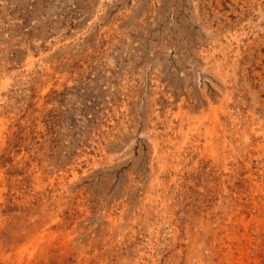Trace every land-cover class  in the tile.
<instances>
[{
    "label": "rangeland",
    "instance_id": "374dc122",
    "mask_svg": "<svg viewBox=\"0 0 264 264\" xmlns=\"http://www.w3.org/2000/svg\"><path fill=\"white\" fill-rule=\"evenodd\" d=\"M0 264H264V0H0Z\"/></svg>",
    "mask_w": 264,
    "mask_h": 264
}]
</instances>
